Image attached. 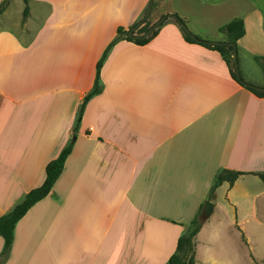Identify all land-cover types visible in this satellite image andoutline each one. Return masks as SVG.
<instances>
[{
	"label": "crops",
	"instance_id": "0c3cea01",
	"mask_svg": "<svg viewBox=\"0 0 264 264\" xmlns=\"http://www.w3.org/2000/svg\"><path fill=\"white\" fill-rule=\"evenodd\" d=\"M10 1L0 7V214L72 144L47 194L15 222L1 264H164L205 200L193 264H264V94L167 16L146 42L109 47L73 130L96 60L150 0H26L24 17L23 0ZM173 12L210 40L240 17V75L262 84L252 56L264 55V0H158L146 20ZM221 168L241 173L208 199Z\"/></svg>",
	"mask_w": 264,
	"mask_h": 264
},
{
	"label": "trees",
	"instance_id": "16d2710c",
	"mask_svg": "<svg viewBox=\"0 0 264 264\" xmlns=\"http://www.w3.org/2000/svg\"><path fill=\"white\" fill-rule=\"evenodd\" d=\"M24 5L22 7L21 15L24 17L27 13L26 0H23ZM163 18L170 16L177 23L180 24V29L182 31V36L185 40L191 42H197L203 46L208 48L215 49L220 54L221 58L224 60L226 65L229 68L230 74L232 77L238 81L241 85L246 87L255 95L261 96L264 94L263 88H257L251 86L252 83L246 82L242 79L241 75L239 77L235 75L234 66L231 59V52L236 48V40L243 34L244 27L242 19L238 16L231 17L227 21L223 22L219 26H217V31L222 34V39L216 40L217 42H210L209 38H202L198 34H193L196 39L190 36V32L186 29L184 25V20L178 16L175 12L171 14H163ZM139 25V26H137ZM158 24L144 37H141L149 27L150 24L146 20V17L142 16L141 19L135 21L132 25L128 27L127 30H124L122 27L118 26L116 28V33L112 37V39L107 43L105 48L103 49L101 55L95 62V70L93 82L90 89L84 95L82 101L79 104L74 123L73 130L79 122L81 111L83 109L85 101L94 93H97L100 90V81L98 78V70L99 67L109 49V47L119 38H125L127 40H132L135 43L142 44L146 42L150 37H152L157 30ZM128 30L131 31L128 34ZM254 62L257 64L259 69L261 70L263 83L257 84L256 86L264 87V55H253L252 56ZM72 144V137L61 147L59 152L55 157L49 159L43 168V178L41 182L27 190L22 198L16 202L10 209L0 214V236L2 238V248L0 250V264L4 261L7 256L12 237H13V228L15 222L20 218L27 208L33 204L36 200L40 199L44 195L47 194L50 187L52 186L54 180L58 176L61 171L62 163L64 161L65 156L68 154L70 147ZM240 171L231 170L221 168L218 169L210 187L208 189L207 198H211L214 188L220 184L222 181H227L231 184L234 179L240 174ZM257 175L264 182V171L257 172ZM199 209L194 214V216L189 220L185 231L179 235L176 239L175 250L167 257L164 264H193L194 263V237L196 232L198 231L201 219L199 218Z\"/></svg>",
	"mask_w": 264,
	"mask_h": 264
},
{
	"label": "water",
	"instance_id": "95a60500",
	"mask_svg": "<svg viewBox=\"0 0 264 264\" xmlns=\"http://www.w3.org/2000/svg\"><path fill=\"white\" fill-rule=\"evenodd\" d=\"M5 2H6V0H3L2 3L0 4V7H1ZM151 2H152V0H150V1L148 2V6H147V8H146V12H145L144 17H146V15H147V13H148V9H149V7H150V5H151ZM162 19H163V16H161L160 18H158L157 20H155V21L150 25V27H149V28H148L143 34H141V37L146 36V35H147V34H148V33H149V32H150V31H151V30L157 25V23H159ZM130 33H131V31L128 30V34H130ZM190 36H191L192 38L196 39V37H195L192 33H190ZM210 42L215 43V42H217V41H216V40H210ZM231 59H232V63H233V66H234L235 75H236L237 77H239V72H238V69H237L236 50H235V49H233L232 52H231ZM251 86H253V87H257V88H263V89H264V87H259V86H256V85H254V84H251ZM211 209H212V202H211L210 200H205V201L203 202V205H202V208H201L200 218H201V219L206 218V217L208 216V214L210 213Z\"/></svg>",
	"mask_w": 264,
	"mask_h": 264
},
{
	"label": "rangeland",
	"instance_id": "374dc122",
	"mask_svg": "<svg viewBox=\"0 0 264 264\" xmlns=\"http://www.w3.org/2000/svg\"><path fill=\"white\" fill-rule=\"evenodd\" d=\"M157 1H158V0H156V2H157ZM164 1H165V0H164ZM156 2H153V1L151 2V5H150V7H149V9H148V13H147V15L149 14V12H152L153 6H154V4H155ZM10 4H11V6L14 5L13 0L10 1ZM147 6H148V4L146 5V8H147ZM146 8L144 9L143 16L145 15ZM14 15H16V13H14ZM147 15H146V17H147ZM236 62H237V60H236ZM237 69H238V72H239V74H240V70H239L238 62H237ZM252 70H253V73L256 74V76H257V78H258V77L260 76L259 71H257V69H256L254 66L252 67ZM254 70H255V71H254ZM260 71H261V70H260ZM262 83H263V82H262ZM260 84H261V83H260ZM3 167L5 168V166H3ZM4 168H3V169H4ZM221 231H222V232L227 231V227L221 225ZM233 241H234V239H233V237H232V238H231V242L233 243ZM237 250H238V249H237ZM237 250H234V252H235V251L238 252ZM237 264H250L249 257H246L245 259H243L242 256H241V258H240V260H239V262H238Z\"/></svg>",
	"mask_w": 264,
	"mask_h": 264
}]
</instances>
